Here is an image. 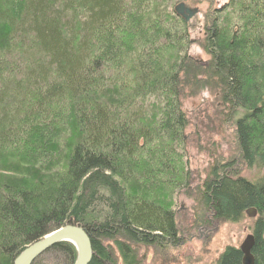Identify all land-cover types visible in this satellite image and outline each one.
Listing matches in <instances>:
<instances>
[{
	"label": "trees",
	"instance_id": "16d2710c",
	"mask_svg": "<svg viewBox=\"0 0 264 264\" xmlns=\"http://www.w3.org/2000/svg\"><path fill=\"white\" fill-rule=\"evenodd\" d=\"M175 1L0 0V264L67 224L89 234V264H115L114 251L123 264H138L139 245L179 244L164 183L185 184L178 149L192 61L190 26ZM159 7L161 19H153ZM142 18L152 24L147 36L162 42L146 39ZM212 18L209 75L234 120L240 158L264 170V0H225ZM235 163L212 167L202 207L228 222L255 208L252 253L264 264V173L251 181ZM76 258L65 241L32 264ZM242 258L228 245L217 264Z\"/></svg>",
	"mask_w": 264,
	"mask_h": 264
},
{
	"label": "rangeland",
	"instance_id": "374dc122",
	"mask_svg": "<svg viewBox=\"0 0 264 264\" xmlns=\"http://www.w3.org/2000/svg\"><path fill=\"white\" fill-rule=\"evenodd\" d=\"M179 2L199 9L198 14L188 22L192 62L188 64V70H184L183 76L182 109L188 123L185 150L178 149V168L185 184L179 187L175 181V184L163 182L166 205L177 211L180 242L177 246L163 249L139 245L138 264H217L226 246L240 247L244 238L252 233L255 218L245 213L242 220L228 222L215 218L212 212H204L200 197L201 183L219 162L236 160L232 169H237L240 176L251 181L264 173L263 169L249 167L240 158L234 120H230L229 110L221 100L216 81L209 75L211 56L204 49L205 37L215 8L223 5L225 0H177L173 7ZM162 13L159 7L155 13L159 16L153 19H161ZM141 25L139 28L145 32L143 35L146 39L162 42L157 34L155 37L147 36L152 28L150 22L142 18ZM2 168L5 169L2 172L4 175L15 173L9 166ZM162 177L165 181L169 179L166 175ZM152 179L160 180L159 177ZM114 252L117 259L115 264H123L119 253Z\"/></svg>",
	"mask_w": 264,
	"mask_h": 264
},
{
	"label": "water",
	"instance_id": "95a60500",
	"mask_svg": "<svg viewBox=\"0 0 264 264\" xmlns=\"http://www.w3.org/2000/svg\"><path fill=\"white\" fill-rule=\"evenodd\" d=\"M174 11L186 22H189L191 18L198 14L199 9L190 6L185 2H179L175 5ZM246 214L250 218H255L257 216V210L255 208H249L246 211ZM53 232L55 233L52 236H48ZM65 241L72 243L77 249V258L74 264L90 263L94 252L89 234L81 226L67 224L26 246L16 257L13 264H32L36 258L49 248L57 243ZM254 244V234H248L239 247L243 253L242 264H255V256L252 253Z\"/></svg>",
	"mask_w": 264,
	"mask_h": 264
},
{
	"label": "bare ground",
	"instance_id": "6f19581e",
	"mask_svg": "<svg viewBox=\"0 0 264 264\" xmlns=\"http://www.w3.org/2000/svg\"><path fill=\"white\" fill-rule=\"evenodd\" d=\"M54 233H55V232L51 233V234H50V235H48V236H52Z\"/></svg>",
	"mask_w": 264,
	"mask_h": 264
}]
</instances>
